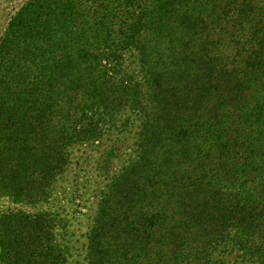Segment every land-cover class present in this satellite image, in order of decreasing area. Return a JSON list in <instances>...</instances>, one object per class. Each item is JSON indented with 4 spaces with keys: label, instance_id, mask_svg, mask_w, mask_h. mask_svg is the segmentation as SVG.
<instances>
[{
    "label": "trees",
    "instance_id": "16d2710c",
    "mask_svg": "<svg viewBox=\"0 0 264 264\" xmlns=\"http://www.w3.org/2000/svg\"><path fill=\"white\" fill-rule=\"evenodd\" d=\"M84 147L78 245L64 207L19 206ZM4 199L0 264H264V0H25L0 31Z\"/></svg>",
    "mask_w": 264,
    "mask_h": 264
},
{
    "label": "rangeland",
    "instance_id": "374dc122",
    "mask_svg": "<svg viewBox=\"0 0 264 264\" xmlns=\"http://www.w3.org/2000/svg\"><path fill=\"white\" fill-rule=\"evenodd\" d=\"M25 0H0V31L3 30L5 24L17 8ZM131 134L128 136L130 138ZM128 143L122 147V153H126L128 150ZM99 151L94 148H81L75 151L73 155V162L70 167V171L60 181L57 186V193L53 195L49 203H45L37 208H29L25 206H19L26 211H35L42 209H56L64 207L65 214L69 217V220L73 219L72 227L76 229L75 237L78 239V245H81L91 215H93L96 208V193L98 189L103 185L102 177L96 175L97 172L93 170L94 159L99 156ZM79 158V160H77ZM87 158L90 163L84 161ZM125 157L122 156L121 160ZM98 177V178H97ZM3 207L13 206L9 200L4 199L1 202ZM78 217V218H75ZM71 228V229H73ZM80 254H83V249L80 247Z\"/></svg>",
    "mask_w": 264,
    "mask_h": 264
}]
</instances>
